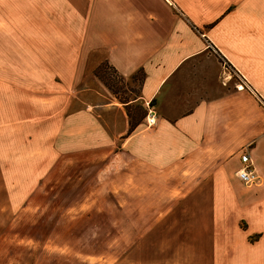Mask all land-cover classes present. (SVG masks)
Masks as SVG:
<instances>
[{"label":"rangeland","instance_id":"rangeland-1","mask_svg":"<svg viewBox=\"0 0 264 264\" xmlns=\"http://www.w3.org/2000/svg\"><path fill=\"white\" fill-rule=\"evenodd\" d=\"M29 4L0 0V264L264 263L242 201L185 206L205 191L170 183L151 204L158 192L111 155L136 124L154 126L132 102L142 72L124 78L100 51L60 62L30 31Z\"/></svg>","mask_w":264,"mask_h":264},{"label":"crops","instance_id":"crops-1","mask_svg":"<svg viewBox=\"0 0 264 264\" xmlns=\"http://www.w3.org/2000/svg\"><path fill=\"white\" fill-rule=\"evenodd\" d=\"M29 6L30 31L34 26V37L60 62L84 66L100 51L98 60L122 77L142 72L132 102L151 105L156 123L126 131L111 155L124 160L127 174L137 167L141 182L158 192L148 197L151 204H160L159 192L170 183L178 191H205L185 206L242 201L254 214L245 217L246 232L263 241L264 0H30ZM243 150L260 178L248 189L235 175Z\"/></svg>","mask_w":264,"mask_h":264},{"label":"built area","instance_id":"built-area-1","mask_svg":"<svg viewBox=\"0 0 264 264\" xmlns=\"http://www.w3.org/2000/svg\"><path fill=\"white\" fill-rule=\"evenodd\" d=\"M238 86L242 85H237V87ZM146 108L147 110L145 114V122L147 126L151 127L155 125L157 115L153 107L149 106V104H147ZM239 158L241 165L235 171V175L237 176V178L245 186H252L254 184H258L260 178L253 167L250 154L247 152V150H243L242 152H240Z\"/></svg>","mask_w":264,"mask_h":264}]
</instances>
